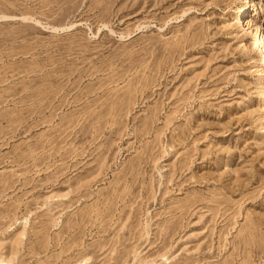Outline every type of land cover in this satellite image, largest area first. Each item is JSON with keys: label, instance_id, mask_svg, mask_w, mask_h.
Returning <instances> with one entry per match:
<instances>
[{"label": "rangeland", "instance_id": "374dc122", "mask_svg": "<svg viewBox=\"0 0 264 264\" xmlns=\"http://www.w3.org/2000/svg\"><path fill=\"white\" fill-rule=\"evenodd\" d=\"M261 38L264 0H0V264H264Z\"/></svg>", "mask_w": 264, "mask_h": 264}, {"label": "bare ground", "instance_id": "6f19581e", "mask_svg": "<svg viewBox=\"0 0 264 264\" xmlns=\"http://www.w3.org/2000/svg\"><path fill=\"white\" fill-rule=\"evenodd\" d=\"M250 3V2H249ZM251 4V3H250ZM254 9V8H253ZM243 12V11H242ZM245 13V12H244ZM249 23V22H248ZM252 30V29H251ZM255 30V29H254ZM248 31V30H247ZM258 37V36H257ZM261 40V44L258 46L259 48L261 47V50L264 49V39H260ZM258 51V50H257ZM259 52L261 53L262 51L259 50ZM259 53V54H260ZM264 53V52H263ZM262 56V55H261Z\"/></svg>", "mask_w": 264, "mask_h": 264}]
</instances>
